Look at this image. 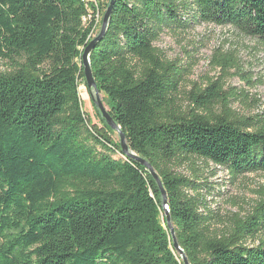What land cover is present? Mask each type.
Segmentation results:
<instances>
[{
    "label": "trees",
    "instance_id": "1",
    "mask_svg": "<svg viewBox=\"0 0 264 264\" xmlns=\"http://www.w3.org/2000/svg\"><path fill=\"white\" fill-rule=\"evenodd\" d=\"M92 6L0 0V264H185L157 182L97 107L102 128L85 114L82 53L102 26L95 34ZM197 22L264 42V0H115L93 75L129 149L159 174L189 263L264 264V190L252 212L214 232L199 192L209 183L174 170L197 159L233 178L264 172V118L220 105L216 82L185 106L182 71L155 46L166 28Z\"/></svg>",
    "mask_w": 264,
    "mask_h": 264
},
{
    "label": "rangeland",
    "instance_id": "2",
    "mask_svg": "<svg viewBox=\"0 0 264 264\" xmlns=\"http://www.w3.org/2000/svg\"><path fill=\"white\" fill-rule=\"evenodd\" d=\"M87 3L98 10L102 21L107 10L105 0ZM99 29L100 22L95 34ZM155 46L166 60L174 61L181 69L178 96L185 106L191 90L204 89L216 82L220 105L229 100L235 116L264 118V42L259 38L246 36L232 25L197 22L187 28H166ZM5 70L7 63L0 60V71ZM79 89L85 114L92 124L102 128L91 93L85 85ZM101 97L104 100L105 95L101 93ZM111 136L115 142L120 141L117 132ZM174 170L209 183L210 188L204 187L199 192L205 198L202 210L210 218L214 232H225L234 220L252 212L264 190V172L233 178L224 168L197 159L178 164Z\"/></svg>",
    "mask_w": 264,
    "mask_h": 264
},
{
    "label": "water",
    "instance_id": "3",
    "mask_svg": "<svg viewBox=\"0 0 264 264\" xmlns=\"http://www.w3.org/2000/svg\"><path fill=\"white\" fill-rule=\"evenodd\" d=\"M114 2H115V0H110L109 6L107 7L106 12L104 13L100 33L98 34V36H96L94 39H92L85 46L83 53H82V65H83V70H84V74H85V78H86L87 88L91 92V98H92L94 104L96 105V107L99 109L101 116H102L103 120L105 121V123L110 128H112L114 131H116L118 133L119 138H120V145L122 147L123 153L126 156H128L129 158H132L133 160L137 161L139 164L145 166L149 170L150 174L153 176L155 181L157 182V184L161 190L162 196H163V208H164V212H165V215L167 218L168 226L170 228V231H171V234H172V237L174 240V246H175L176 250L178 251V253L181 255V257L183 258L184 263L190 264L186 253L180 247V245L177 241L175 228L172 224L171 215H170V211L168 208L167 193L164 189V186H163V183H162V180H161L159 174L156 172L154 166L149 161L139 157L136 153H134L133 151H131L129 149L126 134L124 133V131L121 129V127L116 123V121L113 119V117L109 113V110L106 107V105H105V103L101 97V92L97 86V82H96L95 77L93 75V71H92V67H91V53H92V50L96 46V42L99 39H101L106 32L110 18L112 16V8H113Z\"/></svg>",
    "mask_w": 264,
    "mask_h": 264
},
{
    "label": "built area",
    "instance_id": "4",
    "mask_svg": "<svg viewBox=\"0 0 264 264\" xmlns=\"http://www.w3.org/2000/svg\"><path fill=\"white\" fill-rule=\"evenodd\" d=\"M85 1L87 2V0H85ZM91 9L96 10L95 8H92V7H91ZM92 11L90 10V14H88L87 16L84 17V21H88L91 18L92 13L94 12V11L93 12ZM96 12H97L96 13V23H99V12H98V10H96Z\"/></svg>",
    "mask_w": 264,
    "mask_h": 264
}]
</instances>
